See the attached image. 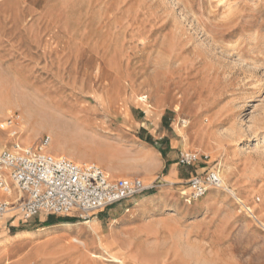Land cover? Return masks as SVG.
I'll list each match as a JSON object with an SVG mask.
<instances>
[{"label": "rangeland", "instance_id": "obj_1", "mask_svg": "<svg viewBox=\"0 0 264 264\" xmlns=\"http://www.w3.org/2000/svg\"><path fill=\"white\" fill-rule=\"evenodd\" d=\"M46 137L153 188L86 220L9 213L0 264H264V0H0V151Z\"/></svg>", "mask_w": 264, "mask_h": 264}, {"label": "built area", "instance_id": "obj_2", "mask_svg": "<svg viewBox=\"0 0 264 264\" xmlns=\"http://www.w3.org/2000/svg\"><path fill=\"white\" fill-rule=\"evenodd\" d=\"M48 137L26 150L0 151V222L12 212L29 220L38 215L68 216L82 220L95 212L132 201L153 187L139 179H111L93 163H76L49 155ZM197 155L182 152L178 163L189 166ZM216 173L190 183L191 196L201 198L208 189L220 187Z\"/></svg>", "mask_w": 264, "mask_h": 264}, {"label": "crops", "instance_id": "obj_3", "mask_svg": "<svg viewBox=\"0 0 264 264\" xmlns=\"http://www.w3.org/2000/svg\"><path fill=\"white\" fill-rule=\"evenodd\" d=\"M0 198H3V196H2V194L0 193ZM59 217V216H58ZM62 217H64V219H70V220H72L73 218H77L78 216H77V213H75V212H73V213H71V214H69L68 216H62ZM63 221V220H62ZM65 221V220H64ZM58 224H60V222L58 223L57 222V224L56 225H58ZM24 232H19V233H17V234H23ZM17 234H15V235H17ZM14 237V236H13ZM21 239V238H23V237H18V239ZM3 241V239H0V242H2ZM0 248H1V245H0Z\"/></svg>", "mask_w": 264, "mask_h": 264}, {"label": "bare ground", "instance_id": "obj_4", "mask_svg": "<svg viewBox=\"0 0 264 264\" xmlns=\"http://www.w3.org/2000/svg\"><path fill=\"white\" fill-rule=\"evenodd\" d=\"M175 108H176V107H175ZM177 110H179V109H177ZM147 112H148V111H147ZM177 113H179V112H177ZM202 137H203V135H202ZM14 150H15V149H14ZM18 150H22V149H18V148H17L16 151H18ZM76 162H77V161H76ZM237 200H238V199H237ZM239 202L241 203V205H243L241 201H239ZM243 206H244V205H243ZM247 211L251 214V210H250V209H247ZM20 235H21V234H20ZM20 235H19V236H20ZM16 236L18 237V235H16ZM74 241H76V243H77V240H74Z\"/></svg>", "mask_w": 264, "mask_h": 264}]
</instances>
